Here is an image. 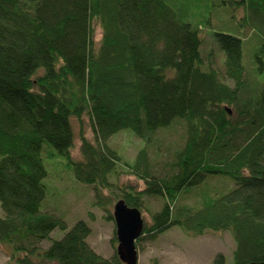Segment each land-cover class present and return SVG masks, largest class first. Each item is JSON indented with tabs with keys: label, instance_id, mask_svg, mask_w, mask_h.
Segmentation results:
<instances>
[{
	"label": "trees",
	"instance_id": "obj_1",
	"mask_svg": "<svg viewBox=\"0 0 264 264\" xmlns=\"http://www.w3.org/2000/svg\"><path fill=\"white\" fill-rule=\"evenodd\" d=\"M212 6L213 15L258 31L253 72L239 30L209 32L222 69L203 54L202 27L213 16L203 9ZM263 58L264 0H0V244L9 259L124 264L116 251L106 258L88 245L85 219L67 229L42 211L44 155L57 152L67 172L94 187L112 221L103 190L139 211L149 209L145 199L160 201L137 248L172 227L192 236L222 230L235 244L231 261L217 253L212 264L264 261ZM83 115L94 142L82 129L77 159L71 118ZM176 124H184V141L164 174H155L144 146L128 162L109 143L126 130L148 145ZM120 170L143 179V189L115 185L110 177ZM217 177L232 183L228 191L213 189L208 181ZM192 194L199 204L186 201ZM57 228L64 233L54 238Z\"/></svg>",
	"mask_w": 264,
	"mask_h": 264
},
{
	"label": "rangeland",
	"instance_id": "obj_2",
	"mask_svg": "<svg viewBox=\"0 0 264 264\" xmlns=\"http://www.w3.org/2000/svg\"><path fill=\"white\" fill-rule=\"evenodd\" d=\"M218 6H212L209 9H203L204 12L217 10ZM210 26L202 27V51L205 56L211 57L214 65L218 69L223 68V53L214 44L211 34L212 29L236 33L239 30L245 34L243 39V64L250 69L251 72L258 66L256 60L255 47L257 45L256 29H248L241 26L240 19L226 18L223 13L211 16ZM100 29L96 30V39L101 36ZM264 59V58H263ZM244 67V68H245ZM264 78V74H263ZM87 115H83L79 120L75 117L71 118L74 142L71 148V154L74 158H79L80 154V138L79 133L83 129L87 139L94 142V135L90 126V120ZM184 124H176L168 129H162L151 134V142L147 145L142 139L135 137L131 131H122L111 137L109 143L122 157L121 159L132 162L139 151L144 146L147 156L151 162L155 174H164L166 172L165 164L172 161L174 151L184 141ZM47 150V145H46ZM48 176L45 178L47 185V196L42 204V211L54 213L60 216L67 223L69 229L78 219H85L91 227V234L87 241L96 253L103 257L109 258L116 251L117 239L115 236V222L107 217V210L99 205L96 198L95 190L92 185L82 184L78 182L71 173L67 172L64 167V160L57 152L44 155ZM124 166L120 167L121 169ZM125 169V168H124ZM120 170L116 176H111L110 180L115 185H131L135 189H143L144 181L137 175L130 172ZM221 177V176H220ZM211 178L208 182L214 190L216 188L220 192H226L232 186L228 180L220 178ZM229 188V189H228ZM118 191L114 188L111 191ZM104 206L108 208L112 214L113 205L115 203L113 194L110 191L103 190ZM113 191V192H114ZM200 194L189 195L186 199L190 204H199ZM112 197V198H111ZM147 210L142 209L141 213L145 221L151 220L150 212L160 207V201L153 198L145 199ZM102 204V203H101ZM2 210L0 208V215ZM64 233L63 230L57 228L52 231L51 236L59 238ZM116 237V236H115ZM227 231H206L203 234L192 236L188 235L178 227H172L166 232L157 236L156 240L150 241L142 239L138 243V263L136 264H212L217 253L225 255L226 261H231V253L234 249V241ZM46 245L45 241L43 242ZM9 247L0 244V264H14L9 259Z\"/></svg>",
	"mask_w": 264,
	"mask_h": 264
},
{
	"label": "water",
	"instance_id": "obj_3",
	"mask_svg": "<svg viewBox=\"0 0 264 264\" xmlns=\"http://www.w3.org/2000/svg\"><path fill=\"white\" fill-rule=\"evenodd\" d=\"M113 222L117 239L116 253L124 264L138 263L136 240L142 234L144 218L137 207L127 205L123 199L115 200ZM243 264H264V261H250Z\"/></svg>",
	"mask_w": 264,
	"mask_h": 264
}]
</instances>
